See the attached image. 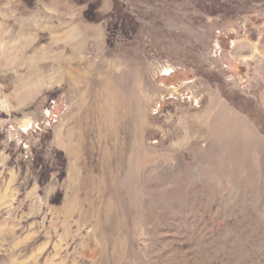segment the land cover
<instances>
[{
  "label": "rangeland",
  "instance_id": "rangeland-1",
  "mask_svg": "<svg viewBox=\"0 0 264 264\" xmlns=\"http://www.w3.org/2000/svg\"><path fill=\"white\" fill-rule=\"evenodd\" d=\"M0 264H264V0H0Z\"/></svg>",
  "mask_w": 264,
  "mask_h": 264
}]
</instances>
